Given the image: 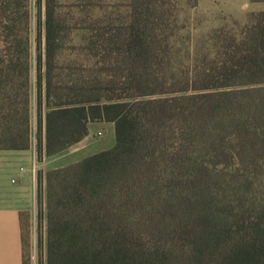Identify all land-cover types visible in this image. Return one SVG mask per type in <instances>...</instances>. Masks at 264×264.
<instances>
[{"label":"trees","instance_id":"1","mask_svg":"<svg viewBox=\"0 0 264 264\" xmlns=\"http://www.w3.org/2000/svg\"><path fill=\"white\" fill-rule=\"evenodd\" d=\"M62 1H32L31 57L30 0H0V150L34 141L41 161L114 125L110 149L37 173L46 264H264V10L181 71L162 66V0H128L123 20ZM161 80L182 87L146 98Z\"/></svg>","mask_w":264,"mask_h":264},{"label":"rangeland","instance_id":"2","mask_svg":"<svg viewBox=\"0 0 264 264\" xmlns=\"http://www.w3.org/2000/svg\"><path fill=\"white\" fill-rule=\"evenodd\" d=\"M32 1L29 2L31 57L34 52V9ZM162 1L168 10V22L174 26L173 29L166 31L168 41L172 43L171 52L173 55H170L165 61L163 60L162 66L170 65L181 71H186L185 61L194 52L207 53L216 48L217 43L208 39L210 33L218 30L224 32L236 30L246 22L248 13L264 10V3H250L249 0H196V6L193 8L187 3L188 0ZM127 6L128 0H87L83 3L75 0H63L60 10L68 14L67 11L73 12L75 8H78L83 13L89 14L97 8L106 9L117 12L119 18L123 20ZM63 35L62 53L70 55L74 53V50L70 49L68 45L71 35L66 32ZM32 75L33 72L31 71V79ZM161 82V86H153L152 83H147L144 90L146 93L151 92V95L145 97L165 96L164 93L153 94V92H159L161 89L177 90V88L182 87V85H177L172 88L164 80ZM111 143L112 137L108 133L101 141L100 147H110ZM46 227V220L39 222L38 218H35L32 224L24 225L25 264H46Z\"/></svg>","mask_w":264,"mask_h":264},{"label":"crops","instance_id":"3","mask_svg":"<svg viewBox=\"0 0 264 264\" xmlns=\"http://www.w3.org/2000/svg\"><path fill=\"white\" fill-rule=\"evenodd\" d=\"M102 135L97 137L96 134ZM112 137L110 147H100L105 135ZM115 143L114 125L110 122L88 124L87 135L74 146L37 160L34 141L25 150H0V264H24V225L46 220V196L42 173L81 161Z\"/></svg>","mask_w":264,"mask_h":264},{"label":"built area","instance_id":"4","mask_svg":"<svg viewBox=\"0 0 264 264\" xmlns=\"http://www.w3.org/2000/svg\"><path fill=\"white\" fill-rule=\"evenodd\" d=\"M101 135H102L101 132H98V133L96 134L97 137H100Z\"/></svg>","mask_w":264,"mask_h":264}]
</instances>
